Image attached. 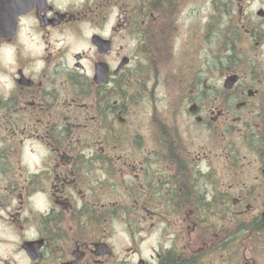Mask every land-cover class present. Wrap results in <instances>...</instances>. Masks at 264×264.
Here are the masks:
<instances>
[{
  "label": "flooded vegetation",
  "instance_id": "af4514ba",
  "mask_svg": "<svg viewBox=\"0 0 264 264\" xmlns=\"http://www.w3.org/2000/svg\"><path fill=\"white\" fill-rule=\"evenodd\" d=\"M171 262L264 264V0H0V264Z\"/></svg>",
  "mask_w": 264,
  "mask_h": 264
},
{
  "label": "water",
  "instance_id": "95a60500",
  "mask_svg": "<svg viewBox=\"0 0 264 264\" xmlns=\"http://www.w3.org/2000/svg\"><path fill=\"white\" fill-rule=\"evenodd\" d=\"M125 63H126V61H125ZM237 82H238V77L230 76V77H227L224 86L227 90H230Z\"/></svg>",
  "mask_w": 264,
  "mask_h": 264
},
{
  "label": "rangeland",
  "instance_id": "374dc122",
  "mask_svg": "<svg viewBox=\"0 0 264 264\" xmlns=\"http://www.w3.org/2000/svg\"><path fill=\"white\" fill-rule=\"evenodd\" d=\"M224 81V80H223ZM221 85L223 86V82H221ZM164 95V86L163 83L162 85L158 86L157 85V90H156V99H161Z\"/></svg>",
  "mask_w": 264,
  "mask_h": 264
},
{
  "label": "trees",
  "instance_id": "16d2710c",
  "mask_svg": "<svg viewBox=\"0 0 264 264\" xmlns=\"http://www.w3.org/2000/svg\"><path fill=\"white\" fill-rule=\"evenodd\" d=\"M168 264H175L174 262L168 263Z\"/></svg>",
  "mask_w": 264,
  "mask_h": 264
}]
</instances>
